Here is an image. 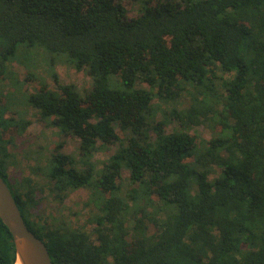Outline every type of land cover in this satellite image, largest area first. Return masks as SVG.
Instances as JSON below:
<instances>
[{"label": "trees", "instance_id": "obj_1", "mask_svg": "<svg viewBox=\"0 0 264 264\" xmlns=\"http://www.w3.org/2000/svg\"><path fill=\"white\" fill-rule=\"evenodd\" d=\"M139 1L130 15L121 0H0V84L20 88L8 63L36 47L58 85L0 95V176L53 264H264V0ZM57 63L86 71L92 86L61 83ZM185 95L190 107L179 110ZM19 102L80 138L78 155L59 144L48 157L45 183L8 182L9 145L30 124L16 117ZM175 119L213 136L167 133ZM113 144L97 168L95 151ZM123 169L134 185L126 193ZM82 187L99 204L95 239L31 219L46 188L63 201ZM15 259L0 218V262Z\"/></svg>", "mask_w": 264, "mask_h": 264}, {"label": "rangeland", "instance_id": "obj_2", "mask_svg": "<svg viewBox=\"0 0 264 264\" xmlns=\"http://www.w3.org/2000/svg\"><path fill=\"white\" fill-rule=\"evenodd\" d=\"M121 1L128 3L130 15L138 13L141 5L139 0ZM8 66L13 70L15 76L22 81V84L19 89H16L9 79L3 80L0 84V95L12 94L25 98L28 94L35 92L40 87V80L47 82L53 89L58 87L52 77L51 68L45 63L43 53H41L39 48L33 47L29 52L24 54L18 52V55L9 61ZM55 70L58 72L59 81L63 84L72 83L82 92L92 86V78L86 71H78L65 63H57ZM30 72L35 73V79L28 78ZM143 86L149 88L147 85L143 84ZM158 101L159 99L155 98V102L157 103ZM190 104L191 99L189 95L180 98L179 102L176 103L179 110L190 107ZM162 106L170 109L173 105L172 103H168L162 104ZM14 107L20 111L16 117L23 116L25 119L30 120V124L22 134L16 132V135L9 145L11 155L7 158L6 162L10 177L8 182L10 184L18 181L23 182L26 177H30L35 182L45 183L47 182L45 166L47 165L48 157L54 153L59 144L62 146V152L78 155L80 138L63 133L57 127L49 125L41 119L39 110L30 105L19 102ZM11 110L10 112L6 111L4 113L6 118L11 116ZM162 118L163 111L159 110L156 120H161ZM181 129H185L190 134L205 139H210L213 136V131L209 127L188 125L187 123L182 125L178 119L169 123L166 132L170 133ZM13 131L14 129L7 130L5 136L10 138ZM117 150L118 144L96 150L93 160L97 168L103 167L105 161L115 154ZM192 159L189 158L188 160ZM216 174V172H213L209 178L213 179ZM119 182L123 193H126L134 186L130 182L128 169H123ZM42 196H44V199L37 209H33V213L30 216L31 219L36 221L40 220L47 224L55 222L61 224L65 221L66 225L71 228L84 227L86 231L92 234L91 237L95 239L96 235L93 233L94 223L91 221V217L99 213L100 209L99 204L93 199V189L88 187L79 188L63 201L54 198V195L49 192L48 188H46ZM154 230L155 228L150 224L148 229L149 233H153ZM128 240H132L131 235L128 236Z\"/></svg>", "mask_w": 264, "mask_h": 264}, {"label": "water", "instance_id": "obj_3", "mask_svg": "<svg viewBox=\"0 0 264 264\" xmlns=\"http://www.w3.org/2000/svg\"><path fill=\"white\" fill-rule=\"evenodd\" d=\"M0 218L12 234L15 246L16 259L10 264H53L45 241L29 228L11 189L1 176Z\"/></svg>", "mask_w": 264, "mask_h": 264}]
</instances>
